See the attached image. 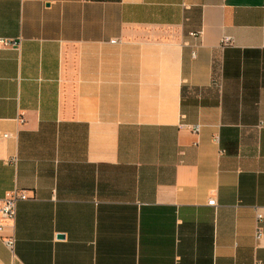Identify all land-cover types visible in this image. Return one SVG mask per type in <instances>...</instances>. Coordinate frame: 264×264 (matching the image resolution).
<instances>
[{
	"label": "crops",
	"instance_id": "0c3cea01",
	"mask_svg": "<svg viewBox=\"0 0 264 264\" xmlns=\"http://www.w3.org/2000/svg\"><path fill=\"white\" fill-rule=\"evenodd\" d=\"M0 38L14 264H264V0H0Z\"/></svg>",
	"mask_w": 264,
	"mask_h": 264
},
{
	"label": "built area",
	"instance_id": "2783aa9c",
	"mask_svg": "<svg viewBox=\"0 0 264 264\" xmlns=\"http://www.w3.org/2000/svg\"><path fill=\"white\" fill-rule=\"evenodd\" d=\"M0 43L4 46L14 45V41L8 39L0 38ZM231 37L224 35L221 37V46L230 44ZM20 120V119H19ZM191 132L197 133L199 130V125H186ZM7 134H4L6 136ZM31 197L29 191L24 188L13 187L12 189L6 191L2 197H0V239L6 249L9 251L11 260L7 264H14L17 260L15 253V235H14V220L16 215V205L19 200H24ZM208 205H216L214 197H210L207 201ZM262 215L257 210H255V237H259L262 233L260 226V219ZM256 264V263H255Z\"/></svg>",
	"mask_w": 264,
	"mask_h": 264
},
{
	"label": "water",
	"instance_id": "95a60500",
	"mask_svg": "<svg viewBox=\"0 0 264 264\" xmlns=\"http://www.w3.org/2000/svg\"><path fill=\"white\" fill-rule=\"evenodd\" d=\"M58 236H61V235H58Z\"/></svg>",
	"mask_w": 264,
	"mask_h": 264
}]
</instances>
